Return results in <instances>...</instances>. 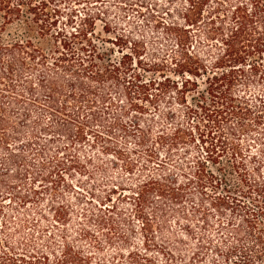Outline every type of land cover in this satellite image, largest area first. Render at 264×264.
Segmentation results:
<instances>
[{
	"label": "trees",
	"instance_id": "1",
	"mask_svg": "<svg viewBox=\"0 0 264 264\" xmlns=\"http://www.w3.org/2000/svg\"><path fill=\"white\" fill-rule=\"evenodd\" d=\"M87 1L0 0V178L6 185L1 189L12 196L5 203L10 196L0 192V264H93L92 256L104 247L115 250L120 264H200L211 250L221 261L211 257L208 264H264V181L254 185L264 160L262 155L246 156V145L240 144L243 136L246 143L252 139L255 126L264 130V119L253 115L264 113V0H114L123 14L145 11L148 16H131L129 22L150 26L161 42L158 61L143 67L142 72L156 76L147 80L140 73L129 78L133 66L128 54L114 62L99 53L95 41L101 36L95 24L103 23L104 33H109L107 10L84 13L77 31L54 29L64 9H69L65 22L71 27L72 7ZM127 17H122L125 22ZM127 40L120 35L107 41L122 46ZM252 88L261 91L248 100L246 91ZM112 95L124 97L125 105ZM33 110L49 123L40 117L31 122ZM250 119L253 126L246 123ZM192 120L225 126L228 137L221 139L229 142L219 137L220 149L211 143L206 159L195 165L180 151L195 142L193 130L204 143V133ZM211 134L207 138L215 140ZM44 136L48 138L39 144ZM59 137L68 143L50 156L49 148ZM254 141L264 146V135ZM129 142L132 149L125 148ZM83 145L96 155L80 156ZM221 155L239 182L260 196L261 205L252 208L230 196L205 193L206 185L218 189L221 182L228 193L227 178L213 182L205 167L207 161L219 164ZM104 161L112 166L120 162L128 176L138 166L136 184L108 178ZM9 167L16 170L14 178ZM98 174L104 175L101 182ZM28 176L30 183L25 181ZM83 177L92 188L84 185ZM97 187L103 189L100 195ZM124 187L128 198L120 193ZM207 199L218 216L227 209L242 221L241 227L232 221L219 223L215 243L205 234L211 228ZM12 200L25 211L13 230L26 226L32 232L16 246L8 232L14 222L5 212L13 207ZM123 202L133 206L134 217L141 221L138 234L131 225L125 228L131 222L126 209L118 207ZM29 205L36 209L35 219L28 214ZM147 207L153 215L144 213ZM169 217L185 222L178 227L181 233L167 229ZM48 218L57 234L47 237V227L38 223L50 222ZM73 220L78 227L70 235L67 226ZM80 241L89 242L91 254L75 246Z\"/></svg>",
	"mask_w": 264,
	"mask_h": 264
},
{
	"label": "rangeland",
	"instance_id": "2",
	"mask_svg": "<svg viewBox=\"0 0 264 264\" xmlns=\"http://www.w3.org/2000/svg\"><path fill=\"white\" fill-rule=\"evenodd\" d=\"M100 1H101V3H103L102 6H100V3L97 2V0H88L86 3L83 2L82 4H75V5L72 4L71 6L74 5L72 7V10L75 11V15L73 18L74 23H73V25H71V27L66 26V22H65V19H66L65 16L68 14L69 9H64L65 10L64 11L62 9V5H61L60 8L63 10L64 13L61 15L62 19L57 21L56 27L54 29L55 30H62L63 29L66 31H77V28L80 27L79 26L80 22H79L78 18L80 16H83L84 13H86L87 11H89L90 13H95V12H100L102 10H107L108 14H107V20L105 22L108 23V27H107L108 29L107 30L109 33H104V31L102 29L104 26L103 23L96 22V24H95V32H96V34L101 36L100 41H95V45L98 48L99 53L102 54L107 59H110L111 61H114V62H119L121 57L124 54H128V56H130L128 59H130L132 66H133L131 71L128 73V75L130 76L129 78H131V79H132V75L135 73L136 74L140 73L142 75L143 78L141 80H147L149 78L156 77L154 74L145 73V72H142V70L144 68H146L145 66L147 64H149L150 62L158 61L160 56L157 55L156 49H158L157 47H160L161 42H158L155 40V38H154L155 35L153 34V30H151V28H149L150 26L147 28L140 23H138L137 26H135V24L132 25L129 22L131 20L130 19L131 16H148V15L146 13L144 14L145 11H143V10L139 11V9H135V10L137 12L143 11L141 13V15L137 14V13L131 14L130 12L126 15V14H123L121 12V10H119L118 4L113 2L114 0H100ZM158 1L161 3L164 2V0H157L156 2H158ZM153 2H155V0ZM71 6L69 8H71ZM154 15H157V14H154ZM75 16H77V17H75ZM123 16H129L126 18V22H129V23L125 22V20L122 18ZM139 20L142 21V18H139ZM12 31H13V29H12ZM120 35L128 37L126 45L117 46V45H113L111 42L107 41L110 38H112V39L117 38ZM45 45H46V43H45ZM46 46L48 47V45H46ZM142 48H144L145 50L142 51ZM137 60H138V62H140L141 65L136 63ZM134 89H132L131 92L134 91ZM260 91H261L260 88H256L254 90L252 88V89H250L249 92L246 91V99L251 100L253 98L252 97L253 94H254V96L258 93L260 94ZM112 97L115 98V100H118L117 102L121 106L125 105L126 100L121 95L120 96L112 95ZM59 102H61V100H59ZM135 102L138 105H144L145 104L143 101H140V100H135ZM248 104H249V107L253 106V104H251V103H248ZM251 111L256 112L257 110H254V108L251 107ZM39 114H40L39 111L33 110L32 114H31L32 115L31 122L35 121V118L40 117L43 119V122L49 123L47 116H42V115L39 116ZM253 115H255V117H262V119H264V113L261 114L260 112H258L257 114L254 113ZM231 121H234V120H231ZM192 122H193L192 126L194 124H196V120L195 121L192 120ZM262 122H264V120H262ZM233 123L235 124V122H233ZM246 123L248 125H252V126L254 125L252 123L251 119L246 120ZM196 125H198L200 132L204 133V137H203L204 143L199 142L197 132H195L193 130L195 142L187 144V146H185L184 148H180V151L187 153V155H185V157L188 158V161L190 163H192V165H195L194 164L195 162L202 161L203 158H205V155H206L205 150L208 148L209 149L211 148V143H213V145L216 146V150L220 149L218 146V145H220V143L217 142L219 137H220V140L222 142L229 143V142H226V140L224 139L225 137H228L225 134L226 133L225 132V126H223V128H221V127H218L215 125H209L208 126V125H205V123H199ZM204 126H206V127H204ZM261 129L262 128H259V126L258 127L255 126L254 130L251 134L252 139L250 141H248V143H246V141H245L246 138L243 136L240 139V141H241L240 144L243 148L246 145V152L244 153L246 156H248V157L257 156L258 157V156L262 155L261 158H262V160H264V154L259 153L260 150L264 151V146H260L258 143H256L254 141L255 138L262 137V135H264V130H261ZM211 131H212L211 137H215V140L214 139L210 140L209 137L207 138L206 133L211 132ZM23 136L24 137L22 139H26L27 133H24ZM222 136H224L223 139H221ZM46 138H48V137H45V136H44V138L42 137L39 144L42 143V141H44ZM119 142L123 146L122 141H119ZM67 143L68 142H67L65 137H59V140L54 141L52 146L49 148L51 151L49 153L50 156H53V152H52L53 150H55L54 152H56V150H57L56 148H59L62 145H66ZM35 148H37V146ZM125 148L132 149L133 148L132 143H130V142L126 143ZM61 154L62 153L60 152L59 157L61 156ZM78 154L80 156H94V155H96V150L95 149L94 150L89 149V147L87 145H83L82 150L81 151L79 150ZM26 155L28 156L29 154H27L26 150H25L24 156H26ZM2 156H3V152L0 151V160L2 159ZM225 156L226 155H223L218 161L219 164H216V165L211 164L210 162L207 161V163L205 164V167H206V170L214 176L213 182H216L218 179L223 180L222 176H225L227 178V180H228L227 181L228 193H225V191H223V185L224 184L222 182L219 183L220 185H219L218 189H214V187H211L210 185H206V188L204 189L205 193L208 194L209 196H211L212 198H214L216 195L226 196V197L230 196V198L232 197V198L236 199V201L238 202L237 203L238 205L246 204V206H248V207L261 205L262 200H261L260 196H257L256 193H254V191L247 189L245 184H242L239 182V179H238L239 177L236 174H233L232 172H230L229 167H228L229 164L226 161L227 157L225 158ZM132 158L134 159V157H132ZM247 159L248 158H246V161H248ZM103 160L104 159L102 158V161ZM103 165H104V168L106 170V176H108V178H110V177L111 178H120V179L122 178L123 182L125 184H127V186L130 185V187H132L133 185L136 184V181H137L136 176L140 172V168L138 166L135 168L133 176H128L124 173L123 168H122V164L120 162H117L116 166H112L108 162L104 161ZM9 168H10V170H12V174H10V176H11V178H14L13 175H15L16 170L14 168H11V167H9ZM248 168L251 169L252 165L248 164ZM103 177H104V175L98 174L96 179L99 180V182H101ZM261 178H264V166H262L260 176H257V175L254 176V180H255L254 185L255 186H259V184L262 181H264V180H261ZM29 179H30L29 176H28V178L25 179L26 183H30ZM11 182H12V179H10L6 184H10ZM83 183H84V185H86L87 188L93 187V184L91 182H90V184H85V183H89V181L85 177H83ZM73 184L76 188H78L75 183H73ZM4 186H6V185H5V183L2 185V179L0 178V192L3 191V195L5 196V195L9 194V191L2 190L1 188ZM18 189L22 193L24 188H22V186L20 185V187ZM96 189L99 190V192H97L96 194L100 195L101 194L100 192L103 189H101L99 187H97ZM84 192L86 193L87 190H84ZM120 193H123L122 196L125 195L126 198H128L130 196L128 188H126V187H124L123 192H120ZM9 196L10 197L6 196V199L4 201L5 203H7L8 200L11 199V197H12L11 194H9ZM226 197H224V198H226ZM69 198H70V196H69ZM207 200L208 201L206 203L205 209H209L211 211V216L208 219V222H209V225L211 226V228L208 229L205 232V234L209 235L215 243V242H217V238L214 237L215 233H216L215 230L217 229L216 226L219 223H222V225H225L227 223V221H232V224L235 227H237V226L241 227L242 221H241L240 216L232 215L229 211H227V209L223 212L224 215L218 216L217 215V209L213 208V206L210 205V202H213V201L210 199H207ZM12 202H13V200H12ZM258 202H260V204ZM118 207H119V209H122V208L126 209V211L124 212L125 216H126V218L130 219L131 224H129V225L127 224V226H125V228L129 229V226L131 225V226H133L132 229L138 234L140 232L139 227L141 226V221L137 220V218L134 217L135 212H134L133 206L129 205V202H123V203H119ZM27 208H28L27 210L29 212H31V213H28V211H27V213L30 214V218L35 219L37 216V214H35L36 209L31 207L30 205ZM46 210H47V208L45 205L44 208H42V211L45 212ZM6 211L9 212L8 215H10L11 220L14 222V224H11L10 226H8V232L10 234V241L12 242L11 244H14V246H16L15 244L18 241L27 242L28 237L26 235L28 234V232L30 234L32 233L31 229L24 226V227H21L18 232L13 230V228H15L19 224V219L22 218L21 214L25 213L24 209L19 208L18 206H16V202H13V207L11 209H9V208L6 209L5 212ZM144 213L148 214V215L154 214L151 207L145 208ZM150 218H153V217H150ZM48 220H50V219L48 218ZM116 220L118 221V219H116ZM150 221H152V220H150ZM179 221L180 222L177 223L175 221V219H172L171 217H169L167 219V223H166L167 229L171 230L173 232H176L178 234L181 233V230H179L178 227L185 224V222L183 220H179ZM192 222H194V221H192ZM1 225H2V221L0 220V226ZM38 225L41 228L47 227L46 229H44V230H46L47 237L49 235H52V233L57 234V233H55V230L53 228H50V225H52L51 220H50V222L49 221L48 222L42 221V223H38ZM77 227H78V225L76 224V221L73 220V222H71V224H69L67 226V230H68L69 234L71 235V234L76 233ZM241 235L242 236L245 235V230H241ZM0 236L2 237L1 233H0ZM132 237L135 238L136 240L139 239V237H137V236L132 235ZM56 239L59 240L57 237H56ZM38 244H39V246L41 245V243H39V242H38ZM88 244H89L88 241H80V242L76 243L75 246L82 248L83 251L85 252V254L89 255V254H91L92 250L89 249ZM40 247H42V246H40ZM220 248H221V251H224V249H223L224 246H221ZM242 250L243 251L246 250V243L245 244L243 243ZM211 252H212V250L210 252H208V255L205 256L201 260L200 264H208L211 260V257L213 259H215L216 261H221L220 256H218V257L214 256V254H211ZM92 258H93L92 259L93 264H97V262L99 260H103L104 264H120V261L118 260V258L115 255V250L111 247H109V248L104 247L102 249V251L95 252V254L92 256ZM232 258H234L235 260L237 259L235 257H232ZM251 260H252V258H251ZM229 264H231V263H229Z\"/></svg>",
	"mask_w": 264,
	"mask_h": 264
}]
</instances>
